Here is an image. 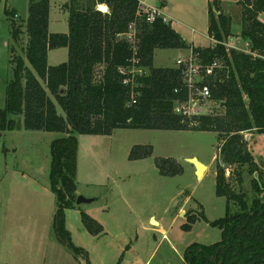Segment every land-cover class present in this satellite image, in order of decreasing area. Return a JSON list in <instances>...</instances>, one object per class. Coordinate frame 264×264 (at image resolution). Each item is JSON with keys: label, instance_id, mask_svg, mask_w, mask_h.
Instances as JSON below:
<instances>
[{"label": "trees", "instance_id": "trees-1", "mask_svg": "<svg viewBox=\"0 0 264 264\" xmlns=\"http://www.w3.org/2000/svg\"><path fill=\"white\" fill-rule=\"evenodd\" d=\"M140 4L139 0H69L64 5L69 32L53 34L50 0H29L25 21L29 66L21 57L11 61L13 78L0 109V139L3 132L22 129L64 136L51 143L50 187L56 198L52 231L62 246L90 264L85 249L73 244L65 219V210L74 209L78 197L77 136H111L118 129L215 132L219 140L216 194L227 199V212L210 225L221 230L222 238L209 246L190 245L183 264H264V168L245 138L251 132L264 135V0L237 3L240 36L250 53L227 46L233 37L232 18L224 13L221 0L208 3V34L214 41L208 48L189 45L161 17L149 22ZM6 14L18 41L17 13ZM60 48L68 49V62L49 66L50 51ZM157 50H191L203 69L217 63L211 75L202 73L197 86L208 85L219 109L196 118L193 126L183 124L174 107L188 99L184 69L177 67V61L175 67H154ZM152 155L151 146H137L129 160ZM155 165L164 177L184 171L173 158H157ZM245 173L253 176L251 201L234 186L243 185ZM82 217L91 235L103 234L96 220L86 213ZM196 221L192 216L184 229L190 230Z\"/></svg>", "mask_w": 264, "mask_h": 264}, {"label": "rangeland", "instance_id": "rangeland-1", "mask_svg": "<svg viewBox=\"0 0 264 264\" xmlns=\"http://www.w3.org/2000/svg\"><path fill=\"white\" fill-rule=\"evenodd\" d=\"M143 1L154 6L163 1L166 17L188 43L194 41L200 48L214 44L208 34L209 0ZM221 1L224 13L232 18L236 50L250 53L249 44L240 36L239 0ZM68 2L50 0V33L69 32L67 12H63ZM28 7L29 0H0V109L5 107L6 89L13 78L11 61L21 57L29 66L25 55ZM6 11L17 13L14 18L21 29L18 41L12 37ZM261 19L264 21V15ZM232 40L226 41L229 48L234 46ZM188 52L157 50L154 67H175ZM68 59V49H55L49 53L48 64L58 66ZM208 105L211 111L217 108L214 102ZM57 110L64 115L60 106ZM14 118L22 121L21 117ZM62 137L60 133L25 129L1 134L0 264H87L84 256L60 245L52 231L56 198L50 187L51 143ZM77 138L76 194L95 201L65 210V219L73 244L85 249L90 264H183L190 245L209 246L221 241V230L210 225L227 212V199L216 194L217 133L118 129L111 136ZM245 138L249 151L264 168V135L251 132ZM137 146H151L153 155L130 161ZM157 158L175 159L183 167V174L161 176L155 165ZM191 158L209 167L201 179L187 162ZM252 180L253 176L245 173L242 186L233 182L250 201L254 195ZM83 213L103 226V234L95 236L87 231ZM192 216L197 221L185 230Z\"/></svg>", "mask_w": 264, "mask_h": 264}, {"label": "built area", "instance_id": "built-area-1", "mask_svg": "<svg viewBox=\"0 0 264 264\" xmlns=\"http://www.w3.org/2000/svg\"><path fill=\"white\" fill-rule=\"evenodd\" d=\"M140 11L147 15L149 22H154L157 17H161L165 23H169L168 19L162 15L157 7L151 8L141 3ZM218 66L215 63L213 66L203 69L202 65L193 58L192 53L177 60V67L184 69V78L188 87V99L184 102L178 101L174 107V114L181 118L183 124L193 126L196 124V118L213 112L211 111L212 106L208 105L213 102L210 88L208 85L197 86V83L202 81L203 76L201 75L204 71L207 75H211L213 69ZM136 94L135 92L132 95L133 104L136 103Z\"/></svg>", "mask_w": 264, "mask_h": 264}, {"label": "water", "instance_id": "water-1", "mask_svg": "<svg viewBox=\"0 0 264 264\" xmlns=\"http://www.w3.org/2000/svg\"><path fill=\"white\" fill-rule=\"evenodd\" d=\"M98 9L104 13L107 12V10H105L103 8V6H99ZM67 16H69V12H67ZM187 162H189L191 165H193L196 169V176L198 179H201L203 177V175L205 174V172L208 170V166L205 165L204 163H202L199 159L197 158H191V159H187ZM95 200L94 199H87L84 198L82 196H78L77 200H76V204L78 206L83 205V204H91L93 203ZM152 223L157 225V222L155 220L152 219Z\"/></svg>", "mask_w": 264, "mask_h": 264}, {"label": "crops", "instance_id": "crops-1", "mask_svg": "<svg viewBox=\"0 0 264 264\" xmlns=\"http://www.w3.org/2000/svg\"><path fill=\"white\" fill-rule=\"evenodd\" d=\"M142 4H144V5H146V6H148V7H157V8H159L160 9V12L162 13V15L164 16V17H166V13H165V10H164V6H165V4H164V2L163 1H160L159 3H157L156 4V6H154V5H147L146 3H145V1H143V0H139ZM165 3H166V0H165ZM63 12H64V14H66V10H65V8H64V6H63ZM167 18V17H166ZM168 19V18H167ZM169 21V20H168ZM169 23L171 24V21H169ZM180 34V33H179ZM181 35V34H180ZM182 36V35H181ZM183 37V36H182ZM184 38V37H183ZM185 39V38H184ZM186 40V39H185ZM231 40H232V38H231ZM234 43H233V47L232 48H234V49H237L236 48V46H235V40H232ZM186 42H187V40H186ZM193 42L194 41H192V44L191 43H188L189 45H191V46H193V47H196L194 44H193ZM246 45H248L247 43H246ZM189 51V50H188ZM190 52H191V50L188 52L189 54H190ZM188 54V55H189ZM187 56V55H186ZM153 219V218H152ZM152 219H151V221H152ZM158 224L160 225V223L158 222ZM54 235V234H53ZM55 237V236H54ZM59 243V242H58ZM60 244V243H59ZM61 245V244H60ZM66 248V247H65ZM67 249V248H66Z\"/></svg>", "mask_w": 264, "mask_h": 264}]
</instances>
